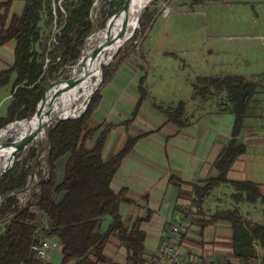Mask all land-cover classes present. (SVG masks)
I'll return each instance as SVG.
<instances>
[{
  "label": "trees",
  "instance_id": "trees-1",
  "mask_svg": "<svg viewBox=\"0 0 264 264\" xmlns=\"http://www.w3.org/2000/svg\"><path fill=\"white\" fill-rule=\"evenodd\" d=\"M94 1L63 0L65 12L59 7L57 9L60 17L57 22L61 30L55 40L47 45L42 35L41 20L43 11H46L51 23L54 20L55 13L48 5L49 0H27L23 11L12 16L10 8L13 0H0V45L15 42L14 63L9 69L0 71V87L10 82L13 74L16 75L7 111L0 115V129L14 120L33 116L47 91L48 82L63 74L67 67L75 65L93 30L90 12ZM106 23L104 21L102 27ZM114 67L104 68L103 84L112 78L116 71ZM203 81L206 84V88H203L205 92L227 94L233 103L235 123L232 140L218 159V165L225 168L220 169L217 177H211L204 187L194 184L198 209L215 186L229 182L226 178L227 168L245 151V145L238 142L237 135L246 106L251 100V88L244 77H210ZM98 95L93 96L81 117L61 120L48 127V175L38 170L39 180L25 205L20 204L17 193L13 192L27 186L34 166L39 164L37 149L31 148L27 157L17 160L0 176V193L5 196L0 204V264H51L39 254L43 241L51 237L58 238L61 243V264H148L145 257L146 233L142 224L150 219V212L145 217L129 218L127 221L121 214V205L133 201L127 189L116 192L112 187L115 175L139 136L130 135L121 150L105 156L104 149L115 124L93 117ZM145 98L141 89L134 114L139 111ZM184 108V103L180 102L176 108H164L163 113L168 122L179 124ZM20 130L8 134L6 140ZM65 158L60 173L58 162ZM230 182L237 190L234 194L237 200L242 198L243 191L248 201H255L259 197L264 200L257 183ZM108 218L111 221L104 229L102 224ZM213 219L231 224L233 251L243 260L241 264L248 263L255 240H261L264 244V226L256 224L250 229L247 219L237 207L218 210ZM112 238L119 239L127 249L123 263L105 253Z\"/></svg>",
  "mask_w": 264,
  "mask_h": 264
},
{
  "label": "crops",
  "instance_id": "crops-1",
  "mask_svg": "<svg viewBox=\"0 0 264 264\" xmlns=\"http://www.w3.org/2000/svg\"><path fill=\"white\" fill-rule=\"evenodd\" d=\"M26 1L13 0L10 16L20 14ZM14 59L15 42L0 45V71L9 69ZM147 74L145 64L137 62L135 57L123 61L114 79L103 89L93 113V117L98 121L115 124L104 149L105 156L121 150L130 135L139 136L112 182L116 192L127 189L128 196L133 201L121 205V214L128 221L129 218L145 217L150 212V219L142 224L146 233L145 257L148 264L153 260L159 261V264H168L161 254L164 245L171 242V239L180 255L191 264L243 263L233 251L231 224L228 221L213 219V215L218 210L237 207L245 218L243 209L244 213L250 216L246 206L264 205L262 197L248 201L244 191L241 199H235L233 194L237 193V190L230 182L252 181L259 185L260 190L264 188V136L252 138L251 177L246 171L245 148L244 153L237 156L226 170L229 182H221L215 186L198 209L195 205L194 184L204 187L211 177H217L220 169L225 168L218 165V159L232 140L235 112L225 107L221 108L218 114H212L213 117H182L183 120L179 121L185 123L178 126V123H169L163 116L146 117L150 115L149 111L142 108L141 114L129 121L139 101L140 79ZM15 76L13 74L11 81L0 87V108L4 101L12 98ZM248 107L249 104L246 106L247 111ZM258 114L264 115V111L261 113L259 110L256 115ZM139 128L147 130L141 134ZM240 135L241 132L237 135L238 141L243 143ZM117 141L121 148L114 150ZM222 185L233 186L236 191L230 195L234 203L229 207L218 204H223V193L212 196L215 188ZM261 193L264 195L262 190ZM253 210L258 212L256 218L263 219L262 207L255 206ZM183 219L187 220V228L181 229L179 235L173 237V227ZM110 221V218L106 219L102 227L105 229ZM47 240L49 246L46 260L51 264H54L53 260L61 264L62 246L59 239L51 237ZM251 251L252 256L247 264H264V244L261 240L253 242ZM105 253L121 263L127 257L126 247L117 238L111 239Z\"/></svg>",
  "mask_w": 264,
  "mask_h": 264
},
{
  "label": "rangeland",
  "instance_id": "rangeland-1",
  "mask_svg": "<svg viewBox=\"0 0 264 264\" xmlns=\"http://www.w3.org/2000/svg\"><path fill=\"white\" fill-rule=\"evenodd\" d=\"M126 1H94L90 12L93 30L83 45L79 59L81 57L83 59L89 52L90 45L83 53L86 44L94 34L107 27L110 18L124 7ZM122 2L124 4L118 9ZM48 5L54 10L55 16L51 23L46 11H43L41 28L47 45L55 40L56 34L61 30L59 22H57L60 20L58 7L63 13L65 12L63 0H49ZM111 13L112 15H110ZM104 21L107 23L102 27L101 24ZM117 22L119 21H116L115 24ZM134 57L137 62L145 64V71L148 74L144 75L139 82L140 97L141 89H143L146 98L136 114H134L136 107L134 108L129 121L138 117L142 108H145L147 112L149 111L150 115L146 117H166L163 109L176 108L180 102L185 105L184 112L180 115L181 118L213 117L212 114H218L221 108L225 107L233 110V103L227 94L218 91L214 93L205 92L203 88L206 84L203 80L210 77L224 78L237 75L244 77L245 81L248 82L249 89L251 88L249 93L251 100L248 111L245 110V115L240 122L239 131L241 132L240 140L245 145L247 153L245 158L246 171L251 177L252 138L253 136L256 138L264 136V115H256L259 110L261 113L264 111V0H150L143 8L132 36L122 44L115 57L104 65L102 81L93 94V96L99 94L98 103L103 89L114 79L118 67L123 61ZM100 59L91 72L94 84L97 81L96 72ZM117 60L119 62L115 66ZM75 65L67 67L63 74L54 79L59 80V83L53 88L55 97L65 89H68L67 94H70L71 84L66 80L75 79ZM78 66L79 70L76 74L81 83L73 88L75 96L83 91V80L87 72L86 69L81 70L82 63ZM107 66L109 69L115 66L116 71L112 78L103 84L104 68ZM51 81L48 82L47 89ZM10 99L8 98L2 103L0 115L6 113L7 103ZM256 106L258 107L256 108ZM143 116L145 117V115ZM181 118L180 120H183ZM169 123L175 124V122ZM183 123L185 122L179 121L177 125L181 126ZM49 126H44L40 135L33 134L35 137L32 136L28 141V147L16 153L13 165L17 160L27 157L31 148H36L39 153L37 157L39 164L34 166V172L28 180L30 187L36 186L38 170H47L49 151L47 131ZM139 130L142 134L147 129L139 128ZM15 139L16 135H13L5 140L2 148H7L8 146H5L7 142ZM120 146L121 144L117 141L114 150L120 149ZM65 162V159L58 162L61 169L64 168ZM261 190L264 193V188ZM233 192H236L233 186L222 185L215 188L212 196L223 193L225 196L222 200L223 204H218L229 207L230 204L234 203L230 196ZM17 195L22 198L25 194L17 192ZM255 206L262 207V211H264V205H252L245 207L249 209L250 216L244 213V209L242 212L246 216L250 229L254 228L256 224H264V217L263 219L256 218L258 212L253 210ZM52 262L59 264V261L53 260ZM203 264L206 263L203 262Z\"/></svg>",
  "mask_w": 264,
  "mask_h": 264
},
{
  "label": "bare ground",
  "instance_id": "bare-ground-1",
  "mask_svg": "<svg viewBox=\"0 0 264 264\" xmlns=\"http://www.w3.org/2000/svg\"><path fill=\"white\" fill-rule=\"evenodd\" d=\"M149 1L150 0H131L127 14L125 15V13H123L115 19L119 22L111 27H109L110 25L107 26L102 31H98L86 44L83 53L87 49L88 45H90V50L87 55L81 59V70L86 69L87 72L86 77L83 80V91L79 95L75 96L73 94V88H75L77 84L81 83V81L77 78L76 72L79 70L77 68L74 72V82L70 85V94H67L68 89H65L60 93V95L55 97L53 87L47 94V105H43V115L41 118H33L17 124H12L0 132V170L6 165H9L11 162L15 146L21 142H28L33 134L40 135L44 126L49 124L51 118L57 116H76L83 111L85 99L92 93L96 86V82L95 84L93 83L91 76L94 65L101 57L96 72V76H98L102 60L105 57H110L111 54H113L115 50L123 44L124 39L138 25L141 12ZM59 104H61V106H59ZM48 110H50L51 113H48ZM18 130L20 131L15 134L16 139L13 141L14 144H6L5 146L8 147L3 149L2 145L4 144L7 135L14 134Z\"/></svg>",
  "mask_w": 264,
  "mask_h": 264
},
{
  "label": "water",
  "instance_id": "water-1",
  "mask_svg": "<svg viewBox=\"0 0 264 264\" xmlns=\"http://www.w3.org/2000/svg\"><path fill=\"white\" fill-rule=\"evenodd\" d=\"M130 4H131V0H127L126 1V3H125V5H124V7L118 12V13H116L115 15H113L111 18H110V20L108 21V25L107 26H109V25H111L112 23H113V21L116 19V18H118L119 16H121L123 13H126L127 12V10H128V8L130 7ZM135 29V28H134ZM134 29L132 30V32L124 39V42L126 41V40H128L131 36H132V34H133V32H134ZM123 42V43H124ZM122 46V45H121ZM121 46H119L116 50H115V52L113 53V54H111V56L109 57H105L103 60H102V62H101V64H100V67H99V75L97 76V81H96V86H95V88H94V90L92 91V93L85 99V101H84V109H83V111L80 113V114H78V115H76V116H57V117H54V118H51L50 119V122H49V124H48V126L49 125H51L52 123H56V122H58V121H61V120H65V119H76V118H79V117H81L83 114H84V112L86 111V109H87V107H88V105H89V103H90V101H91V99H92V96H93V94L95 93V91L97 90V88H98V86L100 85V83H101V81H102V71H103V67H104V65H106L107 63H109V61L112 59V58H114L115 57V55H116V53L119 51V49H120V47ZM83 56V55H82ZM81 59H82V57L78 60V62L76 63V65H75V71H76V69L78 68V65L81 63ZM74 71V72H75ZM69 84H72L73 82H74V79L73 78H71V79H67L66 80ZM59 83V80H54V81H51L50 83H49V86H48V89H47V91H46V93L43 95V97H42V99L40 100V103H39V105H38V108H37V111H36V113L33 115V116H31V117H28V118H26V119H22V120H16V121H13V122H10V123H8V124H6L3 128H1L0 129V132L1 131H3L5 128H8L10 125H12V124H17V123H19V122H23V121H26V120H30V119H33V118H41L42 117V115H43V105L45 104V102H46V98H47V94H48V92H49V90L50 89H52L55 85H57ZM51 105V104H50ZM50 107V106H49ZM48 113H51V111L50 110H48L47 111ZM48 143H49V140H48ZM7 144L8 145H12V144H14L13 143V141H10V142H7ZM28 145H29V142H21V143H19V144H17L16 146H15V150H14V153H13V156H12V159H11V163H10V165H8V166H6V167H4V168H2L1 170H0V176L6 171V170H8L12 165H13V163H14V161H15V157H16V153L17 152H19L20 150H22V149H25V148H27L28 147ZM50 145V144H49ZM21 190H19V191H16V192H13V194H16L17 192H20ZM5 198V196L4 195H1V193H0V203H1V201H3V199Z\"/></svg>",
  "mask_w": 264,
  "mask_h": 264
},
{
  "label": "built area",
  "instance_id": "built-area-1",
  "mask_svg": "<svg viewBox=\"0 0 264 264\" xmlns=\"http://www.w3.org/2000/svg\"><path fill=\"white\" fill-rule=\"evenodd\" d=\"M48 170H49V166H48V162H47V170H44L43 173L45 175H48ZM37 181H38V179H37ZM33 189H34V187H30L27 184V186L23 190L18 192V193L25 194L24 197H22V198L18 197L19 198V202H20L21 205H25L27 203V201L31 198ZM187 225L188 224H187V220L186 219H183L181 221V223L175 225L173 227V233H174L173 237L178 236L179 233H180V230L181 229L185 230L187 228ZM172 240L173 239H171V242L166 243L164 245L161 256L168 262V264H191V263H189L186 259H184L180 255V253L175 248L174 244H172ZM48 246H49V242L46 239V240L43 241L42 245L39 248V254L42 257H46L48 255V250H47ZM149 264H159V261L153 260Z\"/></svg>",
  "mask_w": 264,
  "mask_h": 264
}]
</instances>
